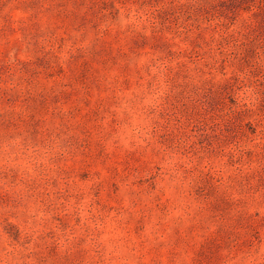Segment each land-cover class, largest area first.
I'll list each match as a JSON object with an SVG mask.
<instances>
[{
  "label": "rangeland",
  "instance_id": "rangeland-1",
  "mask_svg": "<svg viewBox=\"0 0 264 264\" xmlns=\"http://www.w3.org/2000/svg\"><path fill=\"white\" fill-rule=\"evenodd\" d=\"M0 264H264V0H0Z\"/></svg>",
  "mask_w": 264,
  "mask_h": 264
}]
</instances>
